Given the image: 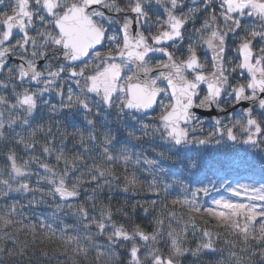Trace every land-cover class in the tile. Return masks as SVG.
Masks as SVG:
<instances>
[{
    "label": "snow or ice",
    "instance_id": "1",
    "mask_svg": "<svg viewBox=\"0 0 264 264\" xmlns=\"http://www.w3.org/2000/svg\"><path fill=\"white\" fill-rule=\"evenodd\" d=\"M157 3L163 11L153 19L146 10L149 0H126L123 6L119 0H10L7 7L0 0V140L8 143L11 137L30 153L36 152L37 145L40 148L39 156L29 155L22 162L15 148H8L6 169L0 171V198L30 197L27 205L19 200L7 205L9 215H23L25 207L35 215L36 207H50L51 212L40 213L33 229L39 227L53 236L59 233L60 239L85 256L93 249L98 256L104 255L103 249L112 252L131 242L128 264L149 260L174 264L172 257H163L157 249L140 258L135 241L155 243L163 234L159 229L146 234L137 226L130 232L115 222L110 207H101L97 213L95 203L88 206L97 190L110 187L116 179L110 168L97 164V158L103 165H138L152 177L147 185L150 191L157 195L162 191L165 198L175 192L174 209L205 212L242 237L245 245L256 241L251 256L260 259L250 258L243 264H264V163L259 180L247 177V182L232 183L225 178L239 171L236 153L231 151L237 145L254 149L264 161V0H190L191 6L188 0ZM201 13L204 17L195 27ZM240 32L244 35L235 48L238 63H233L226 59L228 38ZM105 41L107 54L101 55L98 47L103 48ZM178 51L184 54L178 57ZM40 60L45 62L43 68L38 66ZM53 95L60 97L58 102L45 99ZM245 102L247 107H241ZM156 107L160 108L158 116L144 122ZM113 108L125 123L126 134L120 138L119 125L116 134L107 121L97 128L101 113ZM195 109L221 113L210 117L207 135H196L204 132L208 121ZM81 114L86 133L78 126ZM45 115L48 122H44ZM38 116L41 123H36ZM53 116L61 119L52 121ZM16 127L27 131V137L15 132ZM38 135L43 136L42 143ZM77 137L68 155L66 142ZM132 141H144L150 150L130 153ZM192 145L205 146L206 155L191 159ZM210 145L216 148L215 156L207 153ZM52 157L55 165L47 162ZM181 168L211 172L216 180L205 176L207 182L177 181L174 177ZM124 179L125 192L137 187L135 174ZM176 183L181 185L178 192ZM86 184L95 185L91 194ZM220 190L230 195H221ZM82 192L84 202L72 203L81 199ZM208 197L210 203L204 200ZM175 216V211L169 212L170 225ZM69 218L74 222L67 223ZM0 219L6 225L12 222ZM156 224L162 228L163 220ZM189 224L193 232L197 229L195 218L188 216L184 235ZM200 232L203 242L192 254L216 255L213 234L206 229ZM182 233L169 226L175 256L189 251L181 247ZM101 237L106 238L103 243ZM229 258L241 264L235 251L229 252Z\"/></svg>",
    "mask_w": 264,
    "mask_h": 264
},
{
    "label": "trees",
    "instance_id": "2",
    "mask_svg": "<svg viewBox=\"0 0 264 264\" xmlns=\"http://www.w3.org/2000/svg\"><path fill=\"white\" fill-rule=\"evenodd\" d=\"M121 5L126 2V0H119ZM150 16L154 19V13H150ZM204 14L201 13L199 18L196 21L198 27L200 26V20H202ZM193 26V25H192ZM147 34V33H146ZM229 43V42H228ZM239 40L232 44H229L230 53L235 52V48ZM186 47V46H185ZM170 51L172 49H169ZM184 53L182 51L176 52L178 57H181ZM232 55V54H231ZM236 55V53H235ZM154 63V61H153ZM46 112V111H44ZM56 119H61L59 116H53L52 121ZM49 121V116H44V122ZM36 123H41L39 116L37 117ZM78 126L84 129L85 133L87 132L86 128H83L81 124V120L78 119ZM69 132L72 131L71 128L68 129ZM15 132H21L25 137H27V131L22 129H18ZM36 139L39 142H43V136L38 135ZM78 142V137L73 140L69 138L67 143L66 152L68 155H71V149L73 145ZM15 148L18 157L23 159H27L29 155H33L30 152L24 151L23 146L16 145L12 142L11 137L9 138L8 143H5L3 140H0V169H6V161H5V153L8 148ZM37 150L35 153L40 155V148L37 145ZM131 166H116L114 170L119 172L125 171V173L135 174L137 177V187L135 189L129 187L128 191L125 192V185L117 184L115 187H103L96 192V199L94 201H89L88 206L92 203H95L97 213L99 212L101 207H110L113 212V218L117 224H123L128 231H133L137 226L140 230L144 231L146 234H152L158 229L163 233L162 235L157 237V241L155 243L144 244L143 242L137 240L135 243L140 247L141 253L140 258L144 260L142 257L143 251L148 249L149 247H153L158 250V254L162 255L165 258L172 257L174 264H236L235 260H231L229 258V252L235 251L237 257L241 259V264L248 259H252L253 261H258L260 259L259 256L252 257L251 251L256 250L257 242L250 240L248 245L243 243L242 237L236 235L232 229L225 227L222 225L221 221L213 218L209 214L205 212H194L189 210L188 208H181L177 206L175 209L171 204V200L173 199L175 192L168 195L167 198L161 194L157 195L156 192L150 191L148 188V182L151 181L152 177L147 172L143 170L137 171V168H129ZM120 169V170H119ZM259 177L260 173L255 174ZM139 183H143L139 184ZM87 185V184H86ZM86 185H84L86 189ZM95 185L90 186V190L87 191V194L92 193V188ZM84 193V192H82ZM85 200V193L81 195V199L78 201H74L77 203H82ZM205 200H209L206 198ZM161 201L164 203L162 204ZM155 202V203H153ZM209 202V201H208ZM203 203V202H202ZM164 204L167 205V208L164 207ZM207 207V204H204ZM119 209V211H117ZM170 211H175L176 216L172 219L171 225L169 221L168 214ZM188 216H193L197 223V229L193 232L191 225L189 224V228L187 234L184 235L182 233V229L184 226V222ZM157 220H163V227L160 228L157 224ZM176 221H180L177 223ZM169 226L174 229L177 233H182L181 239L184 243L181 244L182 248L189 249L183 256H175L173 249L171 248V241L168 237ZM200 229H206L213 234L214 238V247L217 249L216 255H209L204 252H200L197 255H193L192 252L196 250L197 245L202 243V234ZM218 234L219 238L216 239V235ZM232 245L235 247L233 248ZM131 247V242L127 243V247L120 248V254L118 255L117 261L110 264H128L130 260V256L128 255V251ZM249 249L245 251L244 249ZM87 262H82V264H86ZM93 264V263H87ZM145 264H151V261H145Z\"/></svg>",
    "mask_w": 264,
    "mask_h": 264
},
{
    "label": "rangeland",
    "instance_id": "3",
    "mask_svg": "<svg viewBox=\"0 0 264 264\" xmlns=\"http://www.w3.org/2000/svg\"><path fill=\"white\" fill-rule=\"evenodd\" d=\"M9 2L10 0L4 2L3 3V5H5L4 7H7ZM188 2L189 5L191 6L190 0H188ZM146 10L149 11V14L154 13L155 16V14L163 11V5L158 4L157 0H149V7L146 8ZM189 29L191 30V27ZM243 35L244 33L240 32L239 36H237V39L239 40V37ZM107 50H108V43L106 41L104 47L101 48L99 51L101 55H106ZM157 58L162 59V57H157ZM2 78L3 77L0 76V79ZM45 99H51L53 103H56L59 101L60 97L53 95L51 97L46 96ZM42 111H46V110L42 109ZM93 111H95V108L93 109ZM159 112H160V108H158L156 114H151L148 117H144V122H148L149 117L155 119L158 116ZM90 117L96 119L95 116H89L88 119H90ZM78 118L82 120L83 125H85L86 121L83 118V114H81V116ZM102 121H107L109 124L115 123L112 127L114 134H116V126L119 125L121 129V134H118V138H120L121 135L126 134L123 132V129L125 128L124 120L117 118L116 110L114 108L111 110L105 109L101 113V120L97 122V128L99 127L100 122ZM16 129H18V127H16L15 130ZM210 130H211L210 123L206 122L204 124V132L200 133L198 131L196 135L197 136L207 135L206 132ZM120 146H121L120 144L117 145V151L119 150ZM190 147L192 149V151L189 153L191 159L194 160L199 156L206 155L205 146L196 147L195 145H192ZM238 147L239 145H237L231 151L234 153L235 151L241 153L243 150H246V152L247 153L250 152L251 155L243 156L240 154L238 156L236 154L235 166L239 169V171L233 172L231 175H228L225 178L232 183H235L237 180H240L241 182H247V177H252L256 180H259L260 175L258 177L253 172L248 173L249 175L244 174L243 172L245 170L246 165L253 167L255 172H260L261 165L262 163H264V161H261L260 158L257 161V159L253 157L254 154L252 152H255L254 149H248L247 147H241V148ZM128 148L130 153H139L142 151V149L145 151L150 150V146L144 141H140V142L132 141L130 144H128ZM207 153H210L211 155L215 156L216 155L215 146H211V145L207 146ZM32 154L39 156L35 152ZM133 158L135 159V156ZM241 161H243V163H241ZM47 162L52 165H55L54 157L50 158ZM89 162L91 163V161ZM96 162L97 164L110 168L113 174L115 175L116 179L112 180L110 186L111 188L115 187V185L117 184L125 185L126 182L124 177L126 175L131 177V174L125 173V171L119 172L117 170H114L116 168V166L114 165L117 163H113L111 165H103V162L99 158H97ZM119 164H120L119 166H131L129 168L135 167L145 171L143 167H140L138 165L137 166H134L133 164L125 165L122 162H120ZM254 164H256L257 166H254ZM0 171L2 170L0 169ZM219 175H224V173L221 172L219 173ZM205 176L213 180H216V177L213 176L211 172H207V173L198 172L195 168H190L189 170H184L183 168H181L180 172H177L174 179H176L177 181H184L185 183H187L188 181H192V180L205 179ZM33 179H35V177H33ZM108 179L111 180V177H109ZM168 182H171V180H169ZM205 182H207L206 179ZM101 183H103V181H101ZM139 184L143 185V183H139ZM86 186H87L86 190L89 191L91 189L90 186L89 185ZM180 187H181L180 183H176L174 185V188L177 192L180 190ZM216 187L219 188V184H217ZM220 194L230 195L223 192V190H220ZM81 195H84V193H82ZM212 196H216V193L215 192L212 193ZM208 198L209 200H211V197ZM28 199H30V197H20V196H16L15 194H13V196L7 200L0 198V217H6L12 221L11 224L6 225L4 221L0 219V264H73L76 261L86 260V259H89L90 261L95 259L98 262V264H106L104 261H107L110 252H107V250L105 249L101 250L105 253L104 255L98 256L97 251L93 249L88 252L87 256H85L83 253L77 252L75 245H69L64 240L60 239L59 233L53 236L50 235L47 230H43V231L40 230L39 227L33 229L32 225L37 223V220L41 212H43L45 209H47L48 212L52 211V209L47 205H40L36 207L35 215L33 214L32 209L27 207H25L22 210L23 215H21L20 212L12 213L11 215L8 214V209L6 207L7 205L12 204L15 200H19L21 204L27 205ZM205 199L206 198H204V200ZM72 203L78 204L77 202H73V201ZM66 222L71 224L74 222V218H69L66 220ZM105 239H106L105 237H101L99 242L103 243ZM152 249L154 248L149 247L147 250L145 249L143 251L142 257H144L145 252L151 251Z\"/></svg>",
    "mask_w": 264,
    "mask_h": 264
},
{
    "label": "bare ground",
    "instance_id": "4",
    "mask_svg": "<svg viewBox=\"0 0 264 264\" xmlns=\"http://www.w3.org/2000/svg\"><path fill=\"white\" fill-rule=\"evenodd\" d=\"M3 6H5V5H3ZM3 10V8H0V11H2ZM190 27H191V29H192V24H190ZM190 30V29H189ZM234 40H233V38H228V45L229 44H234V42H233ZM186 46V45H185ZM228 49H229V46H228ZM227 55H230V49L228 50V52H227ZM209 56H210V53H209ZM209 69H210V67H209ZM18 129L20 130L21 128H19L18 127ZM118 165H120L119 163H117V164H115L114 166H118ZM126 248L127 247V244H123L122 246H119V247H116V248H114L113 250H112V252H110V255H109V258L107 259V261H104L106 264H110V263H114V262H116L117 261V258H118V255L120 254V251H119V249L120 248ZM106 250V249H105ZM113 253H114V255H113ZM82 262H87V263H93V264H98V262L95 260V259H93L92 261H90L89 259H86V260H79V261H76L75 263H73V264H82ZM86 263V264H87Z\"/></svg>",
    "mask_w": 264,
    "mask_h": 264
},
{
    "label": "flooded vegetation",
    "instance_id": "5",
    "mask_svg": "<svg viewBox=\"0 0 264 264\" xmlns=\"http://www.w3.org/2000/svg\"><path fill=\"white\" fill-rule=\"evenodd\" d=\"M6 1H7V0H3V3L6 2ZM229 38H233V36H230ZM259 46H260L259 44H256L255 47L258 49ZM198 54L201 56V59L203 60V58H204V50H203V49L198 50ZM230 60H232L233 63H238V61L236 60L235 52L232 53V58H231ZM44 63H45V62H44L43 60H40V61L38 62V66H39L40 68H43ZM208 67H211L210 64L208 65Z\"/></svg>",
    "mask_w": 264,
    "mask_h": 264
},
{
    "label": "water",
    "instance_id": "6",
    "mask_svg": "<svg viewBox=\"0 0 264 264\" xmlns=\"http://www.w3.org/2000/svg\"><path fill=\"white\" fill-rule=\"evenodd\" d=\"M241 107H247V104L244 103ZM196 110L202 116H216L215 109H196Z\"/></svg>",
    "mask_w": 264,
    "mask_h": 264
}]
</instances>
